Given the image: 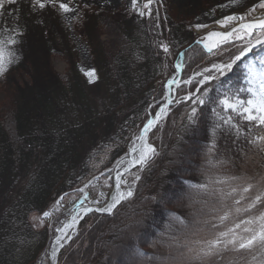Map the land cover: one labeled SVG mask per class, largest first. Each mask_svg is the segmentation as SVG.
Instances as JSON below:
<instances>
[{
  "label": "trees",
  "instance_id": "16d2710c",
  "mask_svg": "<svg viewBox=\"0 0 264 264\" xmlns=\"http://www.w3.org/2000/svg\"><path fill=\"white\" fill-rule=\"evenodd\" d=\"M77 26L91 57L93 84L78 70L77 53L53 7L0 0L7 68L0 75V264H36L53 233L42 224L44 213L127 155L164 101L176 62H183L187 76L238 54L231 45L206 54L166 5L152 3L149 15L85 13ZM53 58L66 65L62 75L52 69ZM240 68L233 64L204 94L205 103L193 104L199 96L188 90L187 102L171 106L172 115L148 137L156 154L139 170L133 196L110 216L86 217L58 264L74 254L78 264H131L130 258L169 264L221 231L231 228L240 237L249 235L244 227L258 228L242 222L264 212V203L244 211L264 186V129L241 135L240 119L219 107L240 85ZM248 183L254 187L242 192ZM226 211L229 219L221 223ZM116 249L124 257L112 255ZM211 264H264V252L228 251Z\"/></svg>",
  "mask_w": 264,
  "mask_h": 264
},
{
  "label": "rangeland",
  "instance_id": "374dc122",
  "mask_svg": "<svg viewBox=\"0 0 264 264\" xmlns=\"http://www.w3.org/2000/svg\"><path fill=\"white\" fill-rule=\"evenodd\" d=\"M42 2L45 3V7H53L60 15L63 26L68 31L69 39L73 44L74 51L77 53L78 56V70L86 78L89 84L95 83L96 80V78H94L93 82H89L90 77L88 73L94 71L93 66L91 64V57L85 42L81 40V38L75 33L78 27L77 25L79 24L80 19L85 13L100 14L132 11L133 13H137L139 15H141V13L149 15L150 5L152 3L157 6L166 5L171 9L172 15L175 18H178L179 20L184 21L188 24L190 30L194 33L195 37L197 38V42L201 43L203 47L206 36L210 33L231 32L235 28L236 33L233 34V36H231L226 42L221 43L219 46L213 49L211 53L215 54L222 48L231 45L233 48L237 47V55H239L241 49H244L248 46L249 40H251L253 44H255V41L257 39L256 31H254L251 36H247L243 34V32L239 29L238 26L241 23H251L253 21L264 18V8L258 6L261 0H237V2L235 3H233L232 0H136L135 7L133 6V0H71L70 3L69 0H57V3L55 4L48 2V0H42ZM59 3L69 4V7L72 10L69 12H64L62 9L59 8ZM145 5H147V7H145ZM35 6L40 8L38 5ZM226 16L244 17V20L241 21L239 19H236L223 26L217 23V21H222ZM197 25H206L207 27L197 28ZM237 35H240L243 38L237 39ZM101 41L110 45L111 42H113V39L102 36ZM199 47L202 49L201 46ZM235 56L236 54H233L226 60L215 59L212 62L207 63L204 67L187 74V76L183 75V62H176L173 66V71L170 73L171 76L169 79V81H172L173 84V86L169 89V94L172 97V102L168 108L166 115L157 124L156 128L160 125L162 126L164 120L172 115V113H170L171 106L173 107L178 105L180 102L188 101V99H184V97H191V94H185L188 90H194V94L204 99V94H206V92L209 91L211 86L222 76L216 71L214 65H223L230 63L231 60L235 58ZM241 60L244 62L241 63L240 68L242 70L240 72L242 81L239 86H237L230 92L228 98H235L237 100H240L244 102L243 107H247L246 101L253 98L252 94L248 91V89L252 88L255 91H259L261 87L260 77L257 75L256 79L253 80L252 77L249 75L248 69L249 66H255L257 70L260 69V62L261 60H264V45H256V47H254L251 52L247 53L244 57H241L239 61ZM178 63L180 64V73L177 71L179 70L177 68ZM51 66L55 73L59 75H62L66 68L64 62L59 58H53L51 61ZM206 76H214L215 79H210L205 81L204 83H201V81L204 80ZM189 80L191 81L190 83H185V81ZM250 80L252 81L251 83H249ZM166 100L167 95L165 91L164 101L160 106H162ZM197 104L201 105L199 102H197L196 105ZM160 106L157 108V110L160 108ZM219 107L222 108L224 112L236 116L240 119L241 135H246L248 132H250L252 128L258 127L264 129V125L259 124L258 121H248L244 119L245 114L242 112V109H238L237 111L233 112L231 109L225 110L224 107L220 104ZM157 110H155V113ZM136 142L137 139L134 144ZM148 144H150L149 140ZM151 146L154 148L153 145ZM125 158L126 156L119 159L111 170L105 172L98 178L91 180L87 184H85L76 193V195L68 198L64 196L59 197V199L57 200L59 201V203L57 204L56 201L52 210L48 212L50 213V215L45 216L42 220V224L46 227L52 228L53 233L51 241H49L46 245L42 256L36 261V264L50 263V253L52 250L53 242L57 236V229H60L61 226L68 223L70 221V218L76 215V211L79 212L81 210H84V212L82 213V221L92 214L99 216H110L123 202L133 196L132 195L128 199L121 201V203L118 204L115 209H113V212L111 214H97L90 212L89 214L84 215L86 213V209L92 208L97 210L98 208H101L99 205H95V203H103L102 197H107L108 192L112 188V177L122 170L124 166L122 162ZM141 168L142 166H140V168H138L137 170L127 174L126 180L128 184L123 186V190L125 191V193H127V191L131 189L134 194L136 182H138L139 180L135 179V177L137 175L139 176V170ZM80 223L76 227V233L71 236V239L68 243L63 244V247L60 249L59 254L75 239L78 234V228ZM132 235L133 233L129 234L128 237ZM118 252H120L118 249L113 250L112 255L115 254L116 257L121 258V256H123L122 253ZM59 254L57 257L56 264H58L59 261ZM78 259L79 256H77L76 254L69 256L66 264H78ZM126 262L131 264H140L138 260L134 261L132 258L128 259Z\"/></svg>",
  "mask_w": 264,
  "mask_h": 264
},
{
  "label": "snow or ice",
  "instance_id": "6c2138e0",
  "mask_svg": "<svg viewBox=\"0 0 264 264\" xmlns=\"http://www.w3.org/2000/svg\"><path fill=\"white\" fill-rule=\"evenodd\" d=\"M10 3L15 2V0H9ZM50 3H57V0H48ZM71 0H69V3ZM233 3L237 2V0H232ZM33 3L35 5H38L40 8L45 7V3L42 2V0H33ZM136 0H133V6L135 7ZM261 8H264V0H261L260 4L258 5ZM147 7V5H145ZM59 8L62 9L64 12H69L72 9L69 7V4L65 3H59ZM254 10V9H253ZM252 11V10H249ZM143 15V13H141ZM239 19L241 21L244 20V17H236V16H226L222 21H217V23L221 24L222 26L225 24L230 23L233 20ZM197 28L200 27H207L206 25H197ZM240 30L243 32L244 35L251 36L254 31L257 32V39L255 41V44L251 40L248 41V46L242 50H240L239 55H236L233 60H231L230 63L223 64V65H214V68L220 75H223L225 72L230 71L232 69L233 64H235L237 61L241 59V57H244L247 53L251 52L256 45H264V18H261L259 20L253 21L251 23H241L240 24ZM236 33V29L234 28L231 32H225V33H210V36H219L221 39L219 42H226L233 34ZM237 39H242L243 37L240 35H237ZM9 44L15 43L14 40H9ZM217 46L216 44L208 45L205 44V47L208 48L209 51H211L212 47ZM164 51L168 52L167 46H164ZM7 63H11V60L8 59ZM261 67L259 70L255 68V66H249L248 72L249 75L252 77V79H256V76L258 75L260 77V83L261 87L259 91H255L252 88H249L248 91L252 94V99H249L246 101L247 107H243V103L240 100H237L235 98L229 99L228 97H225L224 99H221L219 101V104L224 107L225 110L231 109L233 112L237 111L238 109H242V112L245 114L244 119L248 121H258L259 124L264 125V60H261ZM6 64V58L3 48H0V75H3L7 68L5 67ZM180 64H177V68L179 69ZM90 80L89 82H93V79L95 78V72H89L88 73ZM215 79L214 76H206L204 80L201 81V83H204L207 80ZM191 81H185V83H190ZM252 81L250 80L249 83ZM172 81H169V84H171ZM184 99H189V97H184ZM199 102L200 104L205 103V100L202 97H197L192 101L193 104ZM171 103V101H169ZM167 105L162 107L159 112L156 113L155 119H149L148 122L144 125V128L142 129L140 135L137 137L138 140L142 143V148L139 152V157L136 160V163L143 166L148 162V160L156 154V150L147 143V133L157 124L159 119L162 115L166 114ZM196 115V108L191 109V114L188 116L189 122H193V119ZM229 121H225V123H228ZM261 140H264V137L260 138ZM133 152L137 151L135 147L132 149ZM135 179H139V176L137 175ZM233 179H243V178H237L233 177ZM119 184V180H118ZM200 189H206L207 185H198L197 186ZM254 187L253 184L248 183L247 186L242 187V192L247 193L250 189ZM237 188H233L232 192H236ZM133 195V192L131 189L127 191V193L123 192H117L116 195L112 197V201L108 203L105 207L97 209V211L102 213H109L111 214L113 212V209L116 208L118 204L121 203V201H124L131 197ZM228 195H231L229 193ZM59 201H57V204ZM236 204H239L240 201H235ZM257 203H264V186L261 187L258 194L255 196V199L248 204V207L244 209V211H248L249 209H252L256 206ZM85 211H91V209H86ZM236 212L241 211L240 208L235 209ZM50 213L45 212L44 216H49ZM230 212H225L222 216L219 217V220L221 223L224 221H227L229 219ZM178 219V218H177ZM73 223H75V218H73ZM182 223V221H181ZM246 225H253L256 224L258 228H252V227H244L243 232L249 233L247 236H240L237 237L236 233L233 229H228L227 231H221L218 234L214 235L212 238L203 240V241H197L196 247H188L187 253L180 252L178 257L171 258L169 260V264H187L188 260H197L200 261V264H211L212 259L214 257H219L224 252L233 251L236 253H242V252H251L257 248H259L262 252H264V212H262L258 217H255L254 219H249L248 221L242 222ZM72 224L65 225V228L72 227ZM237 228L240 227L239 224L236 225ZM59 232H64V229H57ZM70 238V237H69ZM63 239L62 236L57 237V243ZM230 246V247H229ZM56 251L58 249H54L52 252L53 257L56 255Z\"/></svg>",
  "mask_w": 264,
  "mask_h": 264
},
{
  "label": "bare ground",
  "instance_id": "6f19581e",
  "mask_svg": "<svg viewBox=\"0 0 264 264\" xmlns=\"http://www.w3.org/2000/svg\"><path fill=\"white\" fill-rule=\"evenodd\" d=\"M239 26H240V25H239ZM239 26H238V27H239ZM239 29H240V27H239ZM216 33H225V32H216ZM220 39H221V38H220L219 36H210V35H207V36H206V39H205V42H204V47H205V44H208V45H210V46L213 45V44H216L217 46H219L221 43H223V42H219V43H217L218 41H220ZM217 46L212 47L211 50L215 49ZM205 48H206V47H205ZM206 49L208 50V48H206ZM238 62H240V63H244L242 60H241V61H238ZM172 86H173V84L170 85L169 89H170ZM171 98H172L171 95L168 93V94H167V102L165 101L166 103L164 102V104H163L162 106H160V107L162 108V107H164L165 105H167L166 113H167L168 108H169V106H170V104H171V103H169V101L172 102V99H171ZM161 108H160V109H161ZM160 109H158V110L160 111ZM158 110H157V111H158ZM157 111H156V112H157ZM155 114H156V113H155ZM155 114H153V116H152L151 119H154ZM165 115H166V114H165ZM165 115H162V116H161V118H160V120L157 122V124L162 120V118H163ZM143 128H144V127H143ZM143 128H142V129H143ZM155 128H156V127H155ZM142 129H141V131H142ZM154 130H155V129H154ZM141 131H140V133H141ZM152 132H153V131H152ZM152 132H150V133L148 132L149 134L147 133V137H146V138H148L149 135H150ZM139 135H140V134H139ZM147 143H148V140H147ZM136 144H138V145L136 146L137 151L133 152L131 149H132ZM141 148H142V143H141L140 140H137V142L131 147V149H130L129 152L127 153L126 158L123 160L122 164H123L124 166H123L122 170H121L120 172L116 173V174L112 177V188H111V190L108 192L107 197L103 196V197H102V199H103V203H102V204H101V203H95V205H99L101 208H102V207H105L108 203H110V202L112 201V197H113L114 195H116L118 191H119V192H123V193H125V191L123 190V186L126 185V184H128V182H127V180H126V176H127V174H129L130 172H133V171L137 170V169L140 168V166H141L140 164L136 163V160H137L138 157H139V152H140ZM129 153H130V156H129ZM128 156H129V157H128ZM118 180H119V184H118ZM83 212H84V210H81V211H79V212L76 211V215H75L74 217H71V218H70V221H69L68 223H66V224H64L63 226L60 227V229H61V228L64 229V232H59V231L57 232V236H56V238H55V240H54V242H53V245H52V250H51V253H50V263H49V264H53V263H54V260H55V258H56V255H55V257H53V255H52L53 250H54V249H59L60 246H63V244H64L66 241H68L69 237L71 238V236H72L74 233H76V224H77L78 220L81 218ZM44 217H45V216H43L42 219H43ZM73 218H75V223H73ZM68 224H72L73 226H72V227L65 228V225H68ZM60 236H62L63 239H61V240L59 241V243H57V237H60ZM57 252H58V251H56V254H57Z\"/></svg>",
  "mask_w": 264,
  "mask_h": 264
},
{
  "label": "water",
  "instance_id": "95a60500",
  "mask_svg": "<svg viewBox=\"0 0 264 264\" xmlns=\"http://www.w3.org/2000/svg\"><path fill=\"white\" fill-rule=\"evenodd\" d=\"M197 44H198L199 46L202 47V49L204 50L205 53L209 54L210 52H212V50L209 51V50L205 49V48L202 46L201 43L197 42ZM170 85H172V83H171V84L168 83V84L166 85V88H165L166 95L169 93V87H170ZM166 102H167V100H166ZM166 102H165V103H166ZM160 108H161V107H160ZM160 108H159V109H160ZM157 112H159V110H158ZM157 112H156V113H157ZM155 118H156V114H155V116H154V119H155ZM159 120H160V119H159ZM156 126H157V124H156V125H155V126L149 131V133L152 132V131L155 129ZM149 133H148V134H149ZM146 139L148 140V138H146ZM137 145H138V144H136L134 147L136 148ZM132 149H133V148H132ZM132 149H131V150H132ZM129 156H130V153H129ZM129 156H128V157H129ZM98 209H99V208H98ZM90 212L97 213V214H109V213H102V212H99V211H97V210L91 208V211H86V213H85L84 215L89 214ZM82 219H83V216H81V218L78 220V222H77V224H76V227H77V225L82 221ZM70 239H71V238H69L68 241L65 242V244L68 243ZM62 247H63V246H60V247H59L58 252H57V254H56V258H55L53 264H56V261H57V257H58L59 251H60V249H61Z\"/></svg>",
  "mask_w": 264,
  "mask_h": 264
}]
</instances>
